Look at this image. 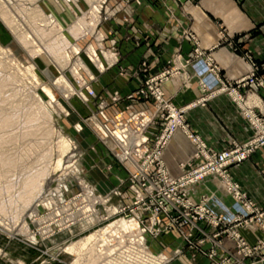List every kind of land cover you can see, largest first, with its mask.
<instances>
[{
  "label": "rangeland",
  "instance_id": "374dc122",
  "mask_svg": "<svg viewBox=\"0 0 264 264\" xmlns=\"http://www.w3.org/2000/svg\"><path fill=\"white\" fill-rule=\"evenodd\" d=\"M152 2L154 5H160L163 0H38L34 4H37L44 15L52 18L69 42L66 50L68 63L63 67L42 50L43 44L36 35L32 36L34 45L25 48L7 23L0 18V86L3 87L2 93L0 92V125L7 117L11 120L10 125L0 127V264H76L78 253L67 252L69 245L81 240L83 242L85 238L95 235L103 228L111 227L119 218L127 220L134 218L131 212L135 207L136 194L131 190L130 175L135 173V169L130 162H120L119 157L113 154L117 147L111 139H108L107 130L115 134L119 133L118 127H115L119 126L118 116H121V124H127L130 122V116L143 113L135 110L134 105L149 104L153 109L152 113H143L153 117L148 128L155 120L161 123L160 131L152 137L147 132L148 128L146 129L147 148L152 149L156 138L164 128L165 112L157 110V101L147 87V83L167 72L168 80L158 84V88L163 93V85L179 77L180 71L175 67L174 61H169L166 67L143 79L136 89L126 95L112 94L113 100L122 99L121 110L117 113L111 112L112 116L106 114L104 111L106 105L101 101L102 75L106 72L107 66L115 62L114 66L119 64L116 55L118 41L115 35H118V30L111 29L110 24L132 21L136 6L152 5ZM0 3L4 4V8L8 6L6 10L17 21L15 23L18 33L31 36L32 31L28 27L30 22L26 16L28 13H25L24 9L30 10L34 6L25 0H0ZM93 7L98 10L96 15L92 10ZM123 12L125 15L122 14ZM86 15H89L90 21L86 27H83L82 33L74 37L70 35L69 28ZM214 22L218 26V37L227 38L225 31L227 21ZM183 33L190 39L192 46L191 56L180 64L181 69L191 71L205 97L212 98L216 94L227 95L237 107L250 131L249 136L243 142H231L226 149L211 150L198 135L190 131L185 119V110L175 107L163 93L164 99L168 100L175 109L183 112L185 133H189L191 138H198L210 156L243 148L244 144L254 137L244 115L247 110L246 106L244 108L247 95L260 92V99L264 100V80L258 75L259 65L249 53H245L242 60L250 65V73L229 81L220 76V70L213 59L205 55L197 36L191 31ZM130 35H127L125 40H129ZM37 50L41 52L32 53ZM91 53L97 58L99 69L90 59ZM203 64L206 70L202 69ZM76 66L79 67L74 72ZM142 69L147 71L145 63H142ZM46 70L50 71L53 79L45 75ZM209 74L215 76L216 83L211 84ZM58 79L67 81L70 88H66V84L57 85L55 82ZM132 80L133 78H129V81ZM97 89L101 92H97ZM44 90H48L53 95L54 101L49 99ZM250 110L264 128V109L255 106ZM42 112L49 115L48 123L44 119L38 120L39 124L26 122L28 117L41 115ZM140 120L141 118L136 123ZM129 127L136 135L138 134L135 131L134 121ZM49 128L55 134L45 138L43 132ZM59 128L64 135L71 137L77 143L79 152L74 157L76 160L73 166L66 165L61 152L57 151L60 149L61 141L56 134ZM176 133H181L191 146L189 160L178 165L179 172L175 175L167 172L163 157L161 162L168 179L178 182L201 166L204 159L200 148L186 136L184 131L178 129ZM260 148L264 146L253 149L246 160L224 169L229 179L238 186V191L243 197L242 203H250L255 207L256 210L251 215L240 218L234 223L216 224L210 218L200 217L197 210L213 196L227 208L232 206L234 200L225 192L222 185L215 179L196 182L185 187H179L177 184L178 187L174 192L175 208L169 205L167 214L160 208L161 197L157 198L151 211H138L139 218L143 219L141 227L144 231L142 233L145 240L144 252L167 254L171 257L168 264L262 263L264 238L250 245L240 232L257 227L264 236V209L259 208L248 198L230 174L232 167L249 160ZM4 159L5 162L10 163L8 166ZM74 169L77 170L73 172ZM39 174L43 175L38 182L42 186L40 195L38 197L24 195L25 180ZM140 176L138 182L141 178V182H151L159 190L164 186L157 164L144 174L145 178ZM209 182L215 183L216 189L223 191L231 199V205L224 204L215 194L217 190H209V188L202 191L196 199L192 196L194 188L206 186ZM136 187L138 188V184ZM139 191L146 200L149 198L145 191L141 189ZM164 204L162 202V205ZM109 205L114 208L123 207L125 212L121 217L118 215L109 217L107 209ZM151 214L159 220L157 228L154 227L158 229L157 233L149 232L151 223L147 217ZM109 234L104 237V242L110 249L105 257V259L109 257L106 264H122L118 260L121 257L127 264L129 262L147 264L141 262L142 258L136 245H124L131 239L123 238L120 227L116 226V231ZM112 237L114 242L109 244ZM225 244H229L234 251L227 250ZM220 250H224L222 258L218 255ZM103 263L104 260H100L99 263L94 264Z\"/></svg>",
  "mask_w": 264,
  "mask_h": 264
},
{
  "label": "crops",
  "instance_id": "0c3cea01",
  "mask_svg": "<svg viewBox=\"0 0 264 264\" xmlns=\"http://www.w3.org/2000/svg\"><path fill=\"white\" fill-rule=\"evenodd\" d=\"M153 3L136 6L133 20L128 23L118 21L116 25L110 24L111 29L118 30V35H115L119 64L114 66L115 62L107 66V73L102 75L101 101L106 105V114L112 116L111 112L117 113L122 108V99L115 101L112 94L126 95L143 79L174 61L180 75L165 83L162 90L175 107L185 110L190 131L215 151L228 148L231 142L245 141L250 131L229 97L225 94L205 97L191 71L181 69L180 64L191 56L192 46L182 32L191 31L197 36L201 49L213 59L221 77L234 81L248 75L251 67L242 58L249 53L259 65L258 75L264 80V0H163L160 5ZM216 20L227 21V38L218 37ZM128 31L131 38L125 40ZM142 63L146 65V72ZM129 78L133 80L129 81ZM97 92L101 90L97 89ZM260 96V92L248 94L245 106L264 109V100ZM133 108L145 114L153 111L149 104L144 103H137ZM160 126L161 123L155 120L148 128V134L151 137L156 135ZM190 154V144L181 133H176L163 155L167 172L177 174L178 165L188 161ZM230 174L248 198L264 209V148L255 151L246 162L232 167ZM206 188L216 191L217 185L209 182L206 186L196 187L192 196L196 199ZM215 194L224 204L231 205V199L223 191L217 190ZM240 233L250 245L264 238L257 227ZM224 247L234 251L229 244ZM223 254L224 250L218 251L221 258ZM259 264H264V261Z\"/></svg>",
  "mask_w": 264,
  "mask_h": 264
},
{
  "label": "built area",
  "instance_id": "2783aa9c",
  "mask_svg": "<svg viewBox=\"0 0 264 264\" xmlns=\"http://www.w3.org/2000/svg\"><path fill=\"white\" fill-rule=\"evenodd\" d=\"M202 69H207L204 64L202 65ZM209 76V81L211 82V84L216 83L217 80L216 78H214L215 76H211L210 74ZM168 78L169 74L165 72L155 77L154 79H151L147 83V87L157 101V110H162L163 112H165V115H163L165 120L164 128L161 134L156 138L153 148H147L148 139L145 136L146 129L148 128L153 117L148 115L149 120L146 121L144 119V116L142 115L143 113L136 116L133 115L130 116V122H128L126 125L124 124V126H127L128 124L130 126L131 122L134 121V125L136 127L135 131L136 133H138L137 135L145 136L143 140H140L138 143L136 142L134 144L133 148L130 150V158L127 157L124 160L120 161L130 162L135 169V173L130 175L131 190L136 194V197L134 199L135 207L131 212L134 218H136L141 225L143 219L139 218L138 211H151V207H153L154 209L153 205L158 197H161L162 202L165 203L164 205H162V202L159 204L160 208L164 210V213L167 214L169 205L175 208L174 192L178 187L177 184H179V187H185L190 186L191 184H194L196 182H202L208 179L217 180L225 189V192L232 197L234 202L232 206L227 208L215 198H209L197 210L200 217L210 218L215 221L216 224H230L237 222V220H239L240 218L251 215L254 210H256L255 207H253V205L250 203H242L243 197L242 194H240L238 191V186L229 179V177L225 174L224 169L229 165L237 164L246 160L253 149H256V147L258 148L259 146H264V128L261 126L260 121L256 120L251 111H249V114L245 115L249 125L251 126L254 137L247 143H245L243 148H236L233 152L210 156L205 151L204 145L198 138H191L189 137V133H185L186 128L184 126V120L182 117L183 112L181 110L175 109L168 100H165L163 97V93L161 92L160 88H158V84H163L168 80ZM139 118H141L140 122L136 123ZM178 129L184 131L186 136L200 148L204 163L197 169L190 172L188 177L175 182L168 179L166 171L163 168V163L161 161L167 147L169 146L170 141L172 140L173 135ZM133 134V139H135L136 134L134 132ZM154 164L158 165L159 175L164 184L161 190H159L151 182H141V178L138 182L139 176L141 175L140 177L145 178L144 174H146ZM137 184L138 188L136 187ZM139 189L145 191V193L149 196L147 200L141 195ZM186 206L190 208L189 204L187 203ZM122 210L123 212H125V209L123 207ZM147 218H149V221L151 223L149 232L157 233L158 229H154V227L157 228L156 225L159 223V220L153 214H151V216ZM142 232L144 231L142 230Z\"/></svg>",
  "mask_w": 264,
  "mask_h": 264
},
{
  "label": "bare ground",
  "instance_id": "6f19581e",
  "mask_svg": "<svg viewBox=\"0 0 264 264\" xmlns=\"http://www.w3.org/2000/svg\"><path fill=\"white\" fill-rule=\"evenodd\" d=\"M25 1H28L30 5L34 6V8L30 9V10L24 9L25 13H28V15H31V17L26 15L27 18H28L27 20H29V22H30L28 27L31 28V31H32V35L31 36L30 35H26L25 33H18L19 30H18V27L16 25L17 21L14 20V18L11 17L10 12L8 10H6V8L8 6L4 8L3 7L4 4H1V3H0V18H2L7 23V25L12 29V31L15 33V36H17V38L20 39V42L25 46V48H27L26 46L30 47V46L34 45V39H33L32 36L36 35V37L39 40H41V42L43 44L42 50L53 61L57 62L58 65H60L61 67L65 66V64L68 63V56H67V51L66 50H67V48L69 46L68 45L69 42L65 38V36L63 35L61 28L58 25H55V22L52 20V18L44 15L42 10L39 7L36 6L37 4L36 5L34 4L38 0H25ZM92 10L94 12V15H96L98 10L96 11L95 7H93ZM92 15H91V17H94ZM88 16L87 15L84 16L83 18L79 19L76 24L72 25L69 28V30H68L69 34L72 35L73 37H74V35L77 36L76 34H81L82 30H83V27H86L88 25V23H89L88 21H90ZM83 23H84V25H83ZM38 52H41V50H37V52L33 51L32 53L36 54ZM89 56H90V59L98 66V69H99L100 66H99V62L97 63V58L94 55H92V53ZM79 66H81V65H79ZM79 66H76V68H74V72L76 71L77 67H79ZM45 75L49 79H53L52 74L50 73L49 70L45 71ZM66 82L63 81L62 79H58L55 83L57 85L66 84L65 87L66 88L67 87L70 88V86L67 85L68 82L67 83ZM2 89H3V87L0 86V92H1ZM44 91L46 92V94L49 97V99L54 101L53 95L48 90H44ZM72 91H73V89L71 90V93H72ZM74 92H75V90H74ZM239 107H241V106H239ZM244 108H245V105H244ZM249 111H251V110L247 108V110L244 112V115L245 114L246 115L249 114ZM142 115L144 116V119L146 121L149 120L148 115H145V114H142ZM41 119H44L47 122V121H49L48 120L49 119V115L47 113H45V112H42L41 115L34 116V117L33 116L32 117H28L26 119V122L28 124H30V123H38L39 122L38 120H41ZM134 119H135V117H134ZM121 122H122L121 116L120 117L118 116L117 124L119 126H117V125L115 126L116 128L118 127L117 128V131L119 132V133H117L118 135L113 133V132H110L109 130H107V133H108V139H111L118 147V149L115 150L113 152V154L118 156L119 160L122 161V160H124L127 157L130 158L129 157L130 156V150L133 148L134 144L136 142L138 143L140 140H143L145 138V136L144 135L143 136L142 135L141 136L136 135L135 139H133V136H134L133 130L130 129L129 124L127 126H124L123 124H121ZM2 123L3 124H1L0 127H5V126H8V125L11 124V120H10V118L7 117L6 119H4V121ZM43 133H44V136H46L45 138H47V137L50 138V136L55 134L50 128L48 130H44ZM56 134L58 135V138L61 140L60 141V146H59L60 149H58L57 151L61 152L62 158L66 160V162H65L66 165L73 166L74 160H76V159H74V157L79 152L78 147H77V143L71 137L64 135L61 128H59L58 131H56ZM5 161L6 160L4 159V162ZM5 163H7V166L10 164L9 162H5ZM76 170L74 169L73 172H75ZM42 176H43L42 174H39L37 176L35 175L34 177L28 178L27 180H25V182H24L25 183L24 195H33V196H36V197H38L40 195V193L42 191V186L39 185L40 183H38V182H40V178ZM78 183H80L79 180H78ZM64 188H65V186H64ZM87 191H88V189H87ZM213 198H214V196H213ZM106 202H107V200L105 201V203ZM107 209H108V212H109L108 213L109 217H112V216H115V215H118V217H121L122 214H123L122 207L114 208V206H110L109 205V207ZM138 222L139 221L136 218H132L131 220H127L126 218H119V220L116 221L115 223H113L111 225V227L108 226L106 228H103L101 231H99L95 235H92V236L89 235L90 237L87 238V239L85 238V241H83V242L81 240L80 242L78 241L77 243L75 242V244L69 245L68 248L66 247L67 248V252L78 253L77 254L78 256H77L76 264H94V263H97V262L99 263L100 260L101 261L104 260L105 263H103V264H106L107 261H109L108 260L109 257L107 256L106 259H105V257L108 254V252H110V249L107 248L109 245H106V242H104V239H105L104 237H106V234L114 233L116 231V226H118V227H120V230H121V232L123 234V238L128 239V237H129V240L131 239L130 242H128L127 244H124V245H127V246L129 244L136 245V247H137L136 249H138V253L141 255V258H142L141 262L144 261L147 264H168V262L171 260V257L169 255H167V254H165V255L164 254L157 255L153 251L144 252L143 245H144L145 240H144V237H143V234H142L143 233L142 232V227L139 224L140 222L139 223ZM138 240H140V242H138ZM107 241H109V240H107ZM113 242H114V237H112L111 240L108 243L112 244ZM118 244L120 245L119 242H118ZM119 245H118V247H119ZM116 250H114V252H116ZM83 252H84V254H83ZM117 258H119V256ZM118 260L122 264H127L126 262H123V257H121ZM130 263L131 262H129L128 264H130ZM132 264H134V263H132ZM136 264H139V263H136ZM140 264H144V263H140Z\"/></svg>",
  "mask_w": 264,
  "mask_h": 264
}]
</instances>
